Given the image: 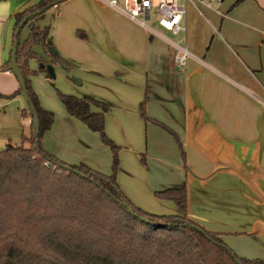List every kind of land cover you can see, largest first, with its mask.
<instances>
[{
	"label": "crops",
	"instance_id": "0c3cea01",
	"mask_svg": "<svg viewBox=\"0 0 264 264\" xmlns=\"http://www.w3.org/2000/svg\"><path fill=\"white\" fill-rule=\"evenodd\" d=\"M237 1L222 0L217 8L206 0L178 1L185 9L184 30L178 33L182 45L171 42L162 28L151 33L98 0H66L33 23L48 27L56 52L71 63L76 77L121 93L119 105L133 111L136 131L141 126L136 108L145 99L147 117L178 137L184 156L181 164L173 137L165 131L158 135L151 153L158 152L165 169L155 181L157 191L185 185L188 217L219 234L239 258L253 260L264 248V3ZM31 5L0 0L2 110L13 99L5 98L19 90L8 70L13 34L8 56L5 34L14 15ZM176 48L188 54L184 66L176 63ZM83 128L65 112L66 148L61 143L56 150L50 139L43 143L62 161L96 170L91 149L72 152L74 139L68 137L86 136ZM149 142L155 147V136ZM179 214L174 207L169 215Z\"/></svg>",
	"mask_w": 264,
	"mask_h": 264
},
{
	"label": "trees",
	"instance_id": "16d2710c",
	"mask_svg": "<svg viewBox=\"0 0 264 264\" xmlns=\"http://www.w3.org/2000/svg\"><path fill=\"white\" fill-rule=\"evenodd\" d=\"M65 1L36 0L13 17L12 43L19 23L31 15L20 28L27 26L28 32L22 41L18 34L16 51L31 123L30 135L22 137L26 146L7 142L0 149V264H264V260L239 258L219 234L189 218L185 185L155 193L157 199L172 202L179 215L148 213L130 202L115 179L119 147L104 132L109 107L103 102L58 94L66 114L109 148L111 174L83 163H64L45 151L43 136L55 118L40 106L30 76L39 72L52 78L32 49L36 45L44 48L51 66L59 64L65 71L70 67L57 52L49 54L55 50L49 29H40L33 21L45 12V6L55 3L57 7ZM31 59L37 63L36 71L24 62ZM20 93L19 88L5 99ZM139 113L144 122L159 125L171 135L181 151L178 137L145 115V99Z\"/></svg>",
	"mask_w": 264,
	"mask_h": 264
},
{
	"label": "rangeland",
	"instance_id": "374dc122",
	"mask_svg": "<svg viewBox=\"0 0 264 264\" xmlns=\"http://www.w3.org/2000/svg\"><path fill=\"white\" fill-rule=\"evenodd\" d=\"M8 1L11 6H15V4L17 5L20 1H26L27 5H33L36 0ZM152 1L154 3L156 2V0ZM177 1L180 2L181 0ZM206 1H210L211 7L215 8L222 3L212 0ZM262 2L264 3V0ZM47 11L41 15L44 16ZM155 18V15L151 14V19L147 21L146 25L154 30H160L161 28L157 26ZM27 32V26H24L20 30V41L26 37ZM11 36L12 27L9 25L3 44L7 56L11 47ZM166 36L171 42L182 45V34L173 36L168 33ZM66 63L70 67L69 71H65L59 64L52 65L54 70V78L52 79H47L44 73L39 72L30 76L31 88L40 106L52 112L55 118L52 128L43 136L42 144L45 151L51 154L43 143L44 139H50L48 144L55 147L56 150L60 148L61 143H63L65 148L67 146L64 140L67 139L68 133L63 129L65 111L59 101L58 94L70 95L78 98L88 95L97 101H103V103L109 107L105 118V127L108 128L109 133L115 140L107 134L105 128L104 132L106 136L119 147L118 168L115 175L119 188L133 205L148 213L156 215L172 214V209H174L175 205L172 202L159 200L155 197V193L159 192L157 191L158 189H156L159 187L156 186L155 181L162 176V169H165V167L164 163H162V158L157 154L158 152L153 154L151 152L157 149V137L160 133H163L164 130L159 125L153 124L152 122H144L140 116L139 107L137 106L135 114L141 120V128L139 127V130L136 131L135 124L131 119L134 115L133 111L131 109L122 108L119 105V101H122V95L119 91L97 87L95 86L96 84L93 83L92 80L87 79V77H84V80L80 76L76 77L73 74V66L71 63ZM28 69L30 71L37 70V63L35 60H28ZM9 103L7 108L3 110L0 109V149L3 148L7 142L15 146H26V143L22 141V137H28L30 135V112L25 96L23 94L15 96ZM21 110H24L23 114ZM145 115L148 116L146 104ZM80 124L83 125L82 123ZM83 127L85 126L83 125ZM83 129L86 130V127ZM86 131V136L70 133L71 136L68 138L74 139L73 141L71 140V143H74L72 152L84 154L91 149L94 157H96L95 160H97L99 164L96 170H99L105 175L111 174L112 155L109 148L101 142L97 134L91 133L88 129ZM152 136H155V147L153 143L149 142ZM132 145H134V147ZM96 147H101L104 154L100 149L97 150ZM131 147L136 148L138 153L134 154L133 151L131 152ZM69 148H71V146ZM53 156L56 157L55 155ZM57 159L62 161L59 158ZM179 159L181 164H183L180 155ZM172 160L173 159L169 158L170 162H172ZM62 162L67 163L65 161ZM175 209L177 208L175 207ZM252 258H254L253 260H264V248L262 247L259 252H254V257Z\"/></svg>",
	"mask_w": 264,
	"mask_h": 264
},
{
	"label": "built area",
	"instance_id": "2783aa9c",
	"mask_svg": "<svg viewBox=\"0 0 264 264\" xmlns=\"http://www.w3.org/2000/svg\"><path fill=\"white\" fill-rule=\"evenodd\" d=\"M106 4L111 9L120 10L131 20L137 21L141 26L147 27L146 23L151 19V14L155 15L156 24L163 30L177 35L184 28L181 26L185 17V9L178 5L177 0H98ZM189 1V0H186ZM221 2L222 0H212ZM152 33V29L148 28ZM178 54L176 63L184 66L187 52L185 49L176 48Z\"/></svg>",
	"mask_w": 264,
	"mask_h": 264
},
{
	"label": "water",
	"instance_id": "95a60500",
	"mask_svg": "<svg viewBox=\"0 0 264 264\" xmlns=\"http://www.w3.org/2000/svg\"><path fill=\"white\" fill-rule=\"evenodd\" d=\"M56 4L52 3L50 5L45 6L42 11H46L47 9H50L51 7H55ZM40 12V11H38ZM37 12V13H38ZM36 13V14H37ZM31 18V15L26 16L18 25L16 31L14 32V40L12 43V47H11V51H10V59H9V66H8V70L13 74V76L16 78L19 88L22 90V94L26 97V94L24 93V79L23 76L21 74V70L17 64L16 61V51H17V46H18V34H19V30L20 28L28 21V19ZM32 53L35 54L37 56L38 59H40L44 64H46V70L48 72V74L50 75L51 78H54V71L53 68L51 66V59L47 53V51L44 48L39 47L38 45H36L33 49H32ZM49 54L52 56L56 55V51L53 49L49 50ZM25 63H27V60L24 61ZM43 66V65H41ZM38 133V126L36 124L35 121V128H34V134L37 135ZM131 213V211H129Z\"/></svg>",
	"mask_w": 264,
	"mask_h": 264
}]
</instances>
